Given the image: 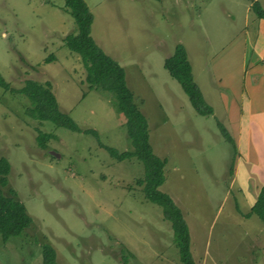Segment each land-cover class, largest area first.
<instances>
[{"label": "rangeland", "instance_id": "obj_1", "mask_svg": "<svg viewBox=\"0 0 264 264\" xmlns=\"http://www.w3.org/2000/svg\"><path fill=\"white\" fill-rule=\"evenodd\" d=\"M84 1L90 35L123 68L152 149L166 159L159 189L181 210L195 263L264 264V223L240 214L264 182V98L250 94L241 43L258 23L251 2L264 8V0ZM73 30L64 0H0L2 79L13 89L27 79L48 83L59 110L97 132L40 121L25 96L0 86V156L9 163L0 188L14 191L31 217L20 235L0 236V264H40L45 244L57 264H182L170 223L135 184L142 163L99 145L128 148L124 117L111 93L87 89L80 57L62 40ZM176 44L211 114H198L164 68ZM243 93L251 115L241 117L238 145L232 101ZM38 130L52 134L45 148Z\"/></svg>", "mask_w": 264, "mask_h": 264}, {"label": "trees", "instance_id": "obj_2", "mask_svg": "<svg viewBox=\"0 0 264 264\" xmlns=\"http://www.w3.org/2000/svg\"><path fill=\"white\" fill-rule=\"evenodd\" d=\"M250 11L258 20L264 19V8L257 1H252ZM64 10L70 15L74 30L66 34L62 40L64 45L75 52L81 59L85 75L84 81L87 89L100 88L113 96L119 111L124 117L128 148L123 151L101 142L111 156L117 160L136 157L143 165V176L135 179V184L141 187L144 198L160 206L162 217L170 223L173 232V243L179 251L182 264H196L192 258L189 241L188 226L182 216L180 208L171 197L161 191L159 186L164 181V165L166 159L154 153L148 139L147 120L135 101L133 92L127 87L123 68L99 47L90 35L92 13L84 0H64ZM164 68L181 86L191 105L198 114L212 113L209 106L192 77L190 63L186 50L181 44H176L173 52L164 59ZM0 86L5 90H12L27 98L38 120L50 121L54 126H61L74 131H84L97 137L94 129H81L75 121L58 108L56 98L46 85L33 80H24V83L13 89L8 82L0 76ZM222 136L233 142L228 130L218 124ZM52 137L51 133L38 130L37 144L46 147V141ZM9 163L4 156H0V186L7 183ZM243 216L254 214L264 223V182L260 184L255 199L247 212H240ZM31 217L27 214L24 204L15 198V192L5 195L0 188V236L6 241L10 236H18L30 224ZM55 251L49 244L41 250L40 264H57Z\"/></svg>", "mask_w": 264, "mask_h": 264}, {"label": "crops", "instance_id": "obj_3", "mask_svg": "<svg viewBox=\"0 0 264 264\" xmlns=\"http://www.w3.org/2000/svg\"><path fill=\"white\" fill-rule=\"evenodd\" d=\"M245 38L244 40H241L242 45L245 44L244 50L247 47L248 54L250 56V60H248V64L246 65V68L244 70V73L246 72L248 77V84L251 85V93L252 96H255L258 93L262 94V97L264 98V19L258 20V23L256 24V29H254L253 32H248L247 30L244 32ZM247 45V46H246ZM246 75V76H247ZM246 95V94H245ZM247 97H244L241 99L242 106H240L239 101L238 103L234 100L233 106L236 107L235 110L232 109V122L231 127H233L237 139H238V145L240 142V121L241 117L243 115H251L250 110V104L252 103L249 95H246ZM237 105H236V104ZM239 105V106H238ZM238 106V108H237ZM240 107V110H239ZM231 110V109H230ZM239 110V111H238ZM237 116V117H236ZM234 117H236V122L234 123ZM252 120L250 117H248V121ZM249 124V123H248Z\"/></svg>", "mask_w": 264, "mask_h": 264}, {"label": "water", "instance_id": "obj_4", "mask_svg": "<svg viewBox=\"0 0 264 264\" xmlns=\"http://www.w3.org/2000/svg\"><path fill=\"white\" fill-rule=\"evenodd\" d=\"M50 153L53 154V155H57V154H56L55 152H53V151H51Z\"/></svg>", "mask_w": 264, "mask_h": 264}]
</instances>
